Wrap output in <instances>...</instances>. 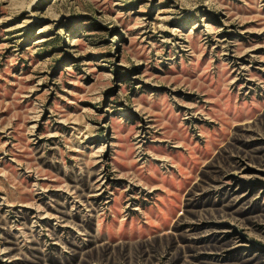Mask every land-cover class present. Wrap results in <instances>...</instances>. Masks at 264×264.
Returning a JSON list of instances; mask_svg holds the SVG:
<instances>
[{
  "label": "rangeland",
  "instance_id": "obj_1",
  "mask_svg": "<svg viewBox=\"0 0 264 264\" xmlns=\"http://www.w3.org/2000/svg\"><path fill=\"white\" fill-rule=\"evenodd\" d=\"M0 264H264V0H0Z\"/></svg>",
  "mask_w": 264,
  "mask_h": 264
}]
</instances>
